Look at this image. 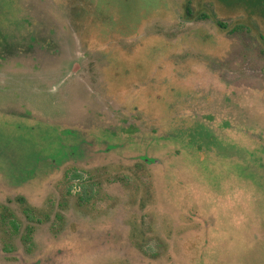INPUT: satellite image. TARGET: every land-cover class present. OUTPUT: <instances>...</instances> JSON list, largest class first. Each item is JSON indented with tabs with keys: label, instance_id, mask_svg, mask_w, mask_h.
I'll list each match as a JSON object with an SVG mask.
<instances>
[{
	"label": "rangeland",
	"instance_id": "obj_1",
	"mask_svg": "<svg viewBox=\"0 0 264 264\" xmlns=\"http://www.w3.org/2000/svg\"><path fill=\"white\" fill-rule=\"evenodd\" d=\"M0 264H264V0H0Z\"/></svg>",
	"mask_w": 264,
	"mask_h": 264
},
{
	"label": "trees",
	"instance_id": "obj_2",
	"mask_svg": "<svg viewBox=\"0 0 264 264\" xmlns=\"http://www.w3.org/2000/svg\"><path fill=\"white\" fill-rule=\"evenodd\" d=\"M189 13H190V12H189ZM75 178H77L78 180H80V179L83 178V176H82V175H76ZM89 190H90V194L92 195L94 189H93V188H90ZM21 201L25 202V199H22ZM30 212H31V211L26 210V214H27L28 218H29L30 220H32L33 222H36V219L34 218L33 215H31ZM8 219H9V217L3 219V222H4V225H3V226H5L6 224H8ZM10 223H11L12 226L14 227V230H15V231H18V230H19L20 225L17 224V222H16L14 219H12V220L10 221ZM24 240H26V241H30V240H31V237L27 236ZM11 250H12V249L9 248V247H6V248H5V251H6V252H11Z\"/></svg>",
	"mask_w": 264,
	"mask_h": 264
}]
</instances>
